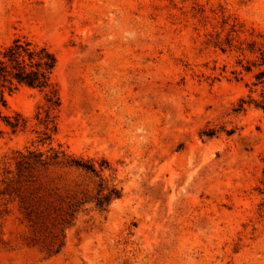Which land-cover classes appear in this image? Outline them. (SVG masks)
<instances>
[{
	"label": "rangeland",
	"instance_id": "obj_1",
	"mask_svg": "<svg viewBox=\"0 0 264 264\" xmlns=\"http://www.w3.org/2000/svg\"><path fill=\"white\" fill-rule=\"evenodd\" d=\"M21 37L61 106L51 133L45 92L6 95L0 264H264V0H0Z\"/></svg>",
	"mask_w": 264,
	"mask_h": 264
},
{
	"label": "trees",
	"instance_id": "obj_2",
	"mask_svg": "<svg viewBox=\"0 0 264 264\" xmlns=\"http://www.w3.org/2000/svg\"><path fill=\"white\" fill-rule=\"evenodd\" d=\"M223 50V49H222ZM264 64V57L262 64ZM57 66L55 55L45 46L35 44L28 38H16L12 43L3 48L0 52V125L3 123L12 133H16L19 129L25 127V121L20 115L13 118L6 117L2 114L1 109L6 107V95L12 94L22 87L45 92V109L43 112V124L46 131L55 133L56 114L61 106L58 90L52 83V75ZM246 70L251 71V66L246 67ZM254 87H264V71H260L255 76ZM263 102L257 105L258 108L264 111V95ZM240 106V110L242 109ZM2 131L0 129V135ZM46 136L43 141L50 140V136ZM42 155H34L30 153L28 157H23L18 165L20 172L22 170L28 171L32 167H45L48 162H56L58 154L50 159L43 160ZM71 167L81 169L87 173L96 174V170L90 163H83L81 161H71L67 163ZM19 172V173H20ZM121 191L112 189L107 195L97 200V207L103 209L108 206L111 201L120 199Z\"/></svg>",
	"mask_w": 264,
	"mask_h": 264
}]
</instances>
